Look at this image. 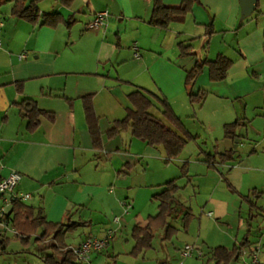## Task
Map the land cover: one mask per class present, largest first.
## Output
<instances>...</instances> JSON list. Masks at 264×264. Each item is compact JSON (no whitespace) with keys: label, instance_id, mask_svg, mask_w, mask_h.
I'll use <instances>...</instances> for the list:
<instances>
[{"label":"crops","instance_id":"0c3cea01","mask_svg":"<svg viewBox=\"0 0 264 264\" xmlns=\"http://www.w3.org/2000/svg\"><path fill=\"white\" fill-rule=\"evenodd\" d=\"M154 2L38 0L43 12L63 17L55 26L18 17L12 13V2L0 5V173L19 170L22 177L15 191L30 193L25 201L41 208L47 219L86 221L77 228L85 230L78 244L96 235L91 230L97 226L108 243L118 232L131 230L132 235L134 225H144L150 215L141 213L152 191L149 172L155 169L148 159L163 155L162 148L147 144L131 129L107 135L132 106L131 91L143 87L161 94L181 116L192 105L188 70L198 59L223 53L234 61L227 77L212 80L205 66L192 88H204L208 94L188 116L199 122L195 135L207 136L218 152L235 148L236 139L225 137V124L246 118L238 101L248 90L249 66L264 59V0L257 2L261 18L248 22L247 16L241 18L240 0H200L167 29L150 22ZM163 2L177 6L182 0ZM100 10H108L109 15L103 25L92 26ZM181 42L191 44L193 53H182ZM86 94L93 98L101 147L95 146L86 118ZM25 96L53 111L54 118L41 116L40 124L28 130L16 103ZM228 162L217 163L216 169L231 184L242 186L244 167ZM124 200L132 204L127 213ZM115 216L120 220L115 221Z\"/></svg>","mask_w":264,"mask_h":264},{"label":"rangeland","instance_id":"374dc122","mask_svg":"<svg viewBox=\"0 0 264 264\" xmlns=\"http://www.w3.org/2000/svg\"><path fill=\"white\" fill-rule=\"evenodd\" d=\"M261 15L256 10L247 16L245 22L261 18ZM248 70V90H244L246 94L238 101L244 107L246 118L237 128L236 155L228 162L244 167L242 186L230 185L215 167L203 160L208 153L215 154V151L202 133L201 138L196 136L189 140L171 159H167L162 151L163 155L148 159L155 169L149 172L152 181L148 187L152 190L150 198L145 205L139 203L145 206L142 216L158 212V200L153 194L164 188V182L176 178L180 185L178 200L192 212L189 221L184 222L181 215L170 217V223L177 228L171 237L164 238L162 229L155 228L152 245L137 255L130 253L133 247L131 230L123 234L118 232L100 253L92 251L82 264H217L212 251L218 246L229 249L237 246L240 251L237 258L225 264H244L256 251V246H260L258 255L264 262V59L249 66ZM204 74H207L206 70ZM190 106L189 112H183L181 116L191 132L196 134L199 122L196 117L188 116L195 111ZM146 162L147 159L142 162L145 167ZM142 198L141 195L140 202H143ZM27 203L32 202L28 200ZM11 228L6 229L1 237L5 246L0 247V264H45L41 254L50 250V243L46 241L50 237L37 240V235L42 232L40 229L25 241ZM84 231L83 228L70 231L66 242L77 245ZM91 231L98 237L107 238L100 226ZM186 244L195 247L193 255L183 256Z\"/></svg>","mask_w":264,"mask_h":264},{"label":"trees","instance_id":"16d2710c","mask_svg":"<svg viewBox=\"0 0 264 264\" xmlns=\"http://www.w3.org/2000/svg\"><path fill=\"white\" fill-rule=\"evenodd\" d=\"M62 1L70 4L73 0ZM199 1L182 0L179 5L171 6L166 5L163 0H155L150 22L167 29L173 21L183 20L189 12L193 11L194 5ZM5 2H12L13 14L34 24L40 22L41 24L55 26L63 21V17L57 12H43L37 4L38 0H0V5ZM210 32H212V23L207 24V33L209 34ZM181 47L182 53H193L191 44L181 42ZM233 62V59L227 55L219 53L214 59H198L196 64L188 70L186 76L187 92L189 100L195 109L202 105L208 94V90L204 88L198 91H193L192 88L204 67H208L209 76L212 80H222L227 77ZM128 96L132 106L129 107L124 117L115 120L113 126L107 132L108 136L113 137L124 130L131 129L134 136L144 140L147 144L162 148L167 159L177 156L189 140L196 138V135L187 127L183 118L174 111L165 96L143 87L136 88ZM83 100L94 144L97 147H101L102 132L94 109L92 95H84ZM16 103L19 106L21 115L27 120V129L30 131H33L40 124L41 116L54 118L53 111L41 108L37 100L31 96H25ZM153 108L154 110H152ZM241 123H243L242 119L226 123L224 126L225 137L234 141L239 136L237 128ZM235 152V148L224 152L215 151V154L208 153L203 160L210 166L217 168V163L234 159ZM225 179L232 185L227 178ZM162 185L164 188L154 195L155 199L158 200V212L149 215L144 225L137 223L132 229L134 245L130 253L133 255L143 252L152 245L155 228L162 229L164 238L171 237V233L177 228L170 223V217L181 215L183 221L187 222L192 216L190 208L182 206V203L178 200L177 193L180 185L177 179H170ZM6 218L8 224L16 231L17 235L21 236L25 241H29L30 237L37 234L40 229L42 232L37 235V240L41 241L50 237L46 240L50 243V250L41 254L45 264L83 263L84 259L79 258L73 246L66 242V236L70 231L77 229L78 226L86 224V221L49 220L42 213L41 208H37L18 198L12 200L11 209L6 212ZM5 231L6 229L0 233L1 248L5 246V240H1ZM108 241L109 239L107 238L106 245ZM212 253L218 261L217 264H225L240 255L237 246L233 249L218 246L213 249ZM260 264H264V262L260 261Z\"/></svg>","mask_w":264,"mask_h":264},{"label":"built area","instance_id":"2783aa9c","mask_svg":"<svg viewBox=\"0 0 264 264\" xmlns=\"http://www.w3.org/2000/svg\"><path fill=\"white\" fill-rule=\"evenodd\" d=\"M109 15L108 10H100L96 12V15L91 22L92 26H100L105 23V17ZM3 21L0 19V45L2 44L1 30ZM136 49V55L138 54V48ZM26 54H21V57H25ZM22 177V173L16 169H10L4 173H0V233L3 230L11 228L6 218L7 206L11 204L13 199L25 200L31 198L30 193H18L15 191ZM125 213L129 212L132 204L128 200L123 201ZM211 213V212H209ZM115 221H119L120 217L115 216ZM13 229V228H11ZM107 243V238H101L96 235H90L86 237L80 244L73 246L75 253L81 259H87L92 251H98L104 248ZM196 252L195 247L191 244H186L182 250L183 256H190ZM260 252V246H256V251L252 252L250 259L244 261V264H260L258 253ZM201 255V252L198 253Z\"/></svg>","mask_w":264,"mask_h":264},{"label":"water","instance_id":"95a60500","mask_svg":"<svg viewBox=\"0 0 264 264\" xmlns=\"http://www.w3.org/2000/svg\"><path fill=\"white\" fill-rule=\"evenodd\" d=\"M258 0H240L241 18L250 15L257 8Z\"/></svg>","mask_w":264,"mask_h":264}]
</instances>
